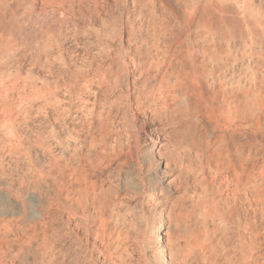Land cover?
Segmentation results:
<instances>
[{
    "label": "bare ground",
    "instance_id": "6f19581e",
    "mask_svg": "<svg viewBox=\"0 0 264 264\" xmlns=\"http://www.w3.org/2000/svg\"><path fill=\"white\" fill-rule=\"evenodd\" d=\"M76 1L0 0V264H264V0Z\"/></svg>",
    "mask_w": 264,
    "mask_h": 264
},
{
    "label": "rangeland",
    "instance_id": "374dc122",
    "mask_svg": "<svg viewBox=\"0 0 264 264\" xmlns=\"http://www.w3.org/2000/svg\"><path fill=\"white\" fill-rule=\"evenodd\" d=\"M82 0H78V1H76V8H77V10H79L80 8H79V3L81 2ZM84 1V0H83ZM78 4V5H77Z\"/></svg>",
    "mask_w": 264,
    "mask_h": 264
}]
</instances>
